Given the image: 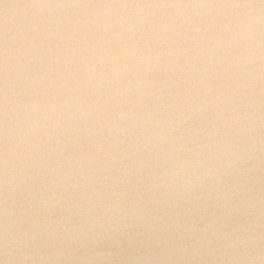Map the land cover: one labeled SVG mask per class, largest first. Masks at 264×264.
I'll return each instance as SVG.
<instances>
[{"label": "clouds", "instance_id": "clouds-1", "mask_svg": "<svg viewBox=\"0 0 264 264\" xmlns=\"http://www.w3.org/2000/svg\"><path fill=\"white\" fill-rule=\"evenodd\" d=\"M0 264H264V0H43L0 34Z\"/></svg>", "mask_w": 264, "mask_h": 264}, {"label": "water", "instance_id": "water-1", "mask_svg": "<svg viewBox=\"0 0 264 264\" xmlns=\"http://www.w3.org/2000/svg\"><path fill=\"white\" fill-rule=\"evenodd\" d=\"M43 0H0V34L10 25L23 19V17L33 10V7ZM50 2H70V0H50ZM83 2H100V0H83ZM131 2V0H122Z\"/></svg>", "mask_w": 264, "mask_h": 264}]
</instances>
